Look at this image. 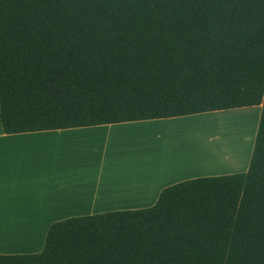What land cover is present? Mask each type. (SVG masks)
<instances>
[{
  "label": "trees",
  "instance_id": "16d2710c",
  "mask_svg": "<svg viewBox=\"0 0 264 264\" xmlns=\"http://www.w3.org/2000/svg\"><path fill=\"white\" fill-rule=\"evenodd\" d=\"M257 106L246 172L54 222L0 264H264V0H0L4 134Z\"/></svg>",
  "mask_w": 264,
  "mask_h": 264
},
{
  "label": "crops",
  "instance_id": "0c3cea01",
  "mask_svg": "<svg viewBox=\"0 0 264 264\" xmlns=\"http://www.w3.org/2000/svg\"><path fill=\"white\" fill-rule=\"evenodd\" d=\"M223 112L9 135L3 133L0 124V255L40 252L48 227L54 222L110 211L148 208L155 204L164 188L176 183L246 172L252 150L241 169L217 174L179 172L162 176L157 174L168 167L129 165L127 162L110 166L99 159L81 163L73 160L71 155H64L60 160L57 153L60 145L74 140L79 141L76 144L86 147L87 151L107 153L129 150L130 147L123 144L120 138L111 140L103 133L120 131L119 135L156 125L185 124ZM94 138L103 139L83 141ZM126 140L130 143L132 139ZM134 146L142 148L140 144ZM177 148L179 146L166 148V154ZM232 148L230 143H223L216 155L230 160L238 155V151ZM224 163L212 165L218 168Z\"/></svg>",
  "mask_w": 264,
  "mask_h": 264
},
{
  "label": "rangeland",
  "instance_id": "374dc122",
  "mask_svg": "<svg viewBox=\"0 0 264 264\" xmlns=\"http://www.w3.org/2000/svg\"><path fill=\"white\" fill-rule=\"evenodd\" d=\"M259 111L260 108L258 106L227 110L210 118L194 119L185 124L156 125L123 132L124 134L119 135L117 133L120 131L103 133L104 136L111 140L120 138L123 144L130 147L129 150L110 151L107 153H99L94 150L87 151L86 147H80L76 144L79 141L74 140L66 145H60L57 153L60 160H62L64 155H71L73 160L81 163L99 159L109 163L110 166L127 162L129 165H156L162 169L168 167L163 172H160L159 175L157 174V176L178 174L179 172L217 174L241 169L245 166L249 152L252 150ZM127 138L132 139L129 140L131 141L130 143L126 142L128 141L126 140ZM102 139L94 138L83 141L92 142L93 140ZM223 143L228 145L230 143L233 146L232 150H237L238 155L235 154L230 160L224 158L223 155H216L218 148ZM137 144H140L142 148H136L134 145ZM170 146L171 148L179 146V148L168 155L165 150ZM214 163L224 164L215 168L212 165Z\"/></svg>",
  "mask_w": 264,
  "mask_h": 264
}]
</instances>
